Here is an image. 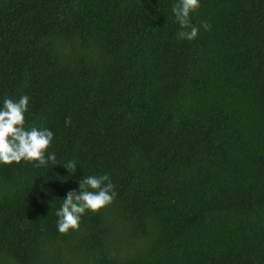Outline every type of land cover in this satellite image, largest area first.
<instances>
[{"label":"trees","instance_id":"obj_1","mask_svg":"<svg viewBox=\"0 0 264 264\" xmlns=\"http://www.w3.org/2000/svg\"><path fill=\"white\" fill-rule=\"evenodd\" d=\"M199 2L187 40L178 0H0V109L27 95L56 156L0 164V264H264V0Z\"/></svg>","mask_w":264,"mask_h":264},{"label":"clouds","instance_id":"obj_2","mask_svg":"<svg viewBox=\"0 0 264 264\" xmlns=\"http://www.w3.org/2000/svg\"><path fill=\"white\" fill-rule=\"evenodd\" d=\"M200 7L199 0H178L172 12L179 22L180 39L192 40L199 32V28L190 22V13ZM205 30L209 25H201ZM28 96H22L18 102L5 98L3 108L0 109V164L10 165L13 162L34 161L35 167H42L52 162L55 165V153H47L54 133L48 128L30 127L26 129L25 112L28 107ZM71 123V117H66L65 124ZM69 173L75 174L77 165L69 161L64 166ZM79 190H71L62 200L63 203L56 215L57 229L60 233H67L70 229L78 230L80 218L86 210L92 212L112 203L116 193L114 184L108 175L83 176L77 181Z\"/></svg>","mask_w":264,"mask_h":264}]
</instances>
